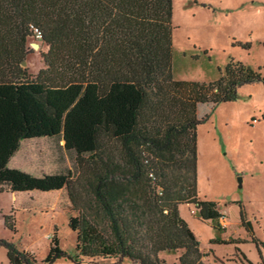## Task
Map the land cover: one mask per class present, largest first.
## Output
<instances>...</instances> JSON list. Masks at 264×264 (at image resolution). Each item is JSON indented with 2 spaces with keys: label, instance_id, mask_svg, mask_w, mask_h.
Segmentation results:
<instances>
[{
  "label": "trees",
  "instance_id": "obj_1",
  "mask_svg": "<svg viewBox=\"0 0 264 264\" xmlns=\"http://www.w3.org/2000/svg\"><path fill=\"white\" fill-rule=\"evenodd\" d=\"M172 3L0 0V192L66 189L77 211L67 218L75 233L73 256L60 247L54 226L39 259L0 238L9 264H52L59 258L167 264L162 252L177 253L178 264H206L180 212L181 205H192L198 218L224 229L217 202L198 195L197 126L206 116L199 118L197 107L236 101L241 86L264 84V73L230 57L214 80L177 79ZM37 33L46 51H40L44 67L32 74L21 62ZM44 137H60L75 152L90 189L86 199L75 193L70 173L35 176L9 166L23 140ZM3 218L16 236L14 210ZM250 239L264 264V242ZM100 259L114 261L94 262Z\"/></svg>",
  "mask_w": 264,
  "mask_h": 264
},
{
  "label": "rangeland",
  "instance_id": "obj_2",
  "mask_svg": "<svg viewBox=\"0 0 264 264\" xmlns=\"http://www.w3.org/2000/svg\"><path fill=\"white\" fill-rule=\"evenodd\" d=\"M172 13L173 70L177 79L214 80L219 76L218 68L230 57L240 59L253 69L261 67L264 73V0H173ZM30 43L23 66L36 74L44 67L40 51L45 52L46 46L36 36ZM239 43H249L250 47L244 49ZM197 116H206L197 126L198 194L217 202L230 221L238 219L240 212L245 215L244 222L232 234L246 241L214 243L216 254L228 253L225 264H249L236 253L235 247H239L253 264H262L249 236L264 242V84L242 86L239 98L233 102L216 106L201 103ZM63 143L60 137L23 140L10 167L35 176L70 173L75 193L80 200L86 199L90 189L83 169L76 165L75 152L65 149ZM71 207L66 189L26 191L15 198L11 193H0V212L3 208H13L18 230L16 236L11 235L0 215V238L28 245L39 259L49 246L55 226L60 247L73 256L75 233L68 227L67 218L77 211ZM190 212L191 208L182 206V215L196 233L200 246L205 248L210 236L221 232L197 215L192 214L191 218ZM246 221H250L251 229ZM261 252L264 259V247ZM159 256L167 264H178L177 253L162 252ZM95 261L112 263L114 260ZM212 261L209 254L206 264H213ZM65 263L77 264L67 258L54 262ZM0 264H7L2 248Z\"/></svg>",
  "mask_w": 264,
  "mask_h": 264
},
{
  "label": "crops",
  "instance_id": "obj_3",
  "mask_svg": "<svg viewBox=\"0 0 264 264\" xmlns=\"http://www.w3.org/2000/svg\"><path fill=\"white\" fill-rule=\"evenodd\" d=\"M247 85V84H246ZM244 86V85H243ZM242 87V86H241ZM240 87V88H241ZM20 149V148H19ZM19 151V150H18ZM17 151V152H18ZM16 152V153H17ZM16 153L13 155V157L11 158V160L9 161V166H10V164L12 163V161H13V158H14V156L16 155ZM0 193H11V194H13L14 195V198L16 197V195L18 194V193H16V192H8V191H2V192H0ZM199 195V194H198ZM200 197V196H199ZM201 198V197H200ZM202 199H208V198H206V197H202ZM208 200H210V199H208ZM218 204V203H217ZM182 206H187L188 208H191V212L189 213L190 215V217L191 218H193V215L192 214H194V215H196V212H195V208H194V206H192V205H181L180 206V212H181V208H182ZM13 209V208H12ZM12 209H10L9 210V208L8 209H4L3 208V212H0V215H4V214H9L10 212H11V210ZM218 210H219V212L221 213V217H220V219H219V222H220V224H221V226L224 228L222 231H221V233L219 234V235H217V234H214V235H212V236H210V238H209V243H207V245H206V247L205 248H202L201 246H200V248H201V251H203L204 253H206V256L204 257V261H205V263H206V261H207V258H208V256H209V254L210 255H212V259H213V264H218V263H221V264H225V261H226V258H227V254L225 255V256H222V255H219V254H216V249L214 248V246H213V244L214 243H212L211 242V239H214L215 237H219V238H221V239H224V240H229L230 238H234V239H236L237 237L236 236H234L232 233L233 232H236V229H239V225H240V223H241V219H240V217L238 218V219H235V220H229L228 218H226V216H224V212H223V209L222 208H220L219 207V205H218ZM15 214V213H14ZM181 215H182V213H181ZM183 216V215H182ZM15 217H16V214H15ZM184 217V216H183ZM185 218V217H184ZM185 220H187L186 218H185ZM207 223H209L210 224V226H212V223H211V221L210 220H205ZM187 222H188V220H187ZM189 223V222H188ZM213 227V226H212ZM4 228L6 229V227L4 226ZM6 230H8V229H6ZM8 232L12 235V232L10 231V230H8ZM249 238H250V236H249ZM7 239V238H6ZM7 240H9V239H7ZM225 245H227V244H225ZM21 249H24V250H26V251H28V252H30V253H33V254H35V252H34V250L31 248V247H29L28 245H25V244H23V243H19V245H18ZM0 248H2V249H4V251H5V254H6V249L5 248H3V247H0ZM47 250H48V247H47V249L42 253V256L41 257H44L45 255H46V253H47ZM73 251H74V249H73ZM231 254H233V252L231 253ZM235 254V253H234ZM233 254V255H234ZM59 259H61V258H59ZM58 260V259H57ZM57 260H55L54 262H56ZM6 261H7V264H9V262H8V259H7V254H6ZM54 262L52 263V264H54ZM35 264V263H34ZM66 264V263H65ZM78 264V263H77ZM80 264H85L84 262H82V263H80Z\"/></svg>",
  "mask_w": 264,
  "mask_h": 264
},
{
  "label": "water",
  "instance_id": "obj_4",
  "mask_svg": "<svg viewBox=\"0 0 264 264\" xmlns=\"http://www.w3.org/2000/svg\"><path fill=\"white\" fill-rule=\"evenodd\" d=\"M33 46H34V47H38V44H37V43H33ZM21 64H22V65H25V59L22 60ZM246 224H247V226L251 229V223H250V221H246Z\"/></svg>",
  "mask_w": 264,
  "mask_h": 264
},
{
  "label": "built area",
  "instance_id": "obj_5",
  "mask_svg": "<svg viewBox=\"0 0 264 264\" xmlns=\"http://www.w3.org/2000/svg\"><path fill=\"white\" fill-rule=\"evenodd\" d=\"M36 36L39 37V34L37 33Z\"/></svg>",
  "mask_w": 264,
  "mask_h": 264
}]
</instances>
